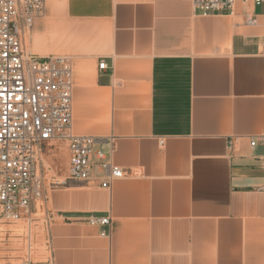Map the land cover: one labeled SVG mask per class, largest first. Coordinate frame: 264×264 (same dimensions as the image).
I'll list each match as a JSON object with an SVG mask.
<instances>
[{
  "label": "crops",
  "instance_id": "0c3cea01",
  "mask_svg": "<svg viewBox=\"0 0 264 264\" xmlns=\"http://www.w3.org/2000/svg\"><path fill=\"white\" fill-rule=\"evenodd\" d=\"M28 37L38 57L70 54L72 131L114 137L126 173L111 191L95 178L46 189L43 260L264 264V143L251 147L264 136V3L202 17L193 0H55Z\"/></svg>",
  "mask_w": 264,
  "mask_h": 264
},
{
  "label": "built area",
  "instance_id": "2783aa9c",
  "mask_svg": "<svg viewBox=\"0 0 264 264\" xmlns=\"http://www.w3.org/2000/svg\"><path fill=\"white\" fill-rule=\"evenodd\" d=\"M55 0H0V223L31 224L36 203L46 198L44 162L46 147L65 145L69 167L56 186L83 185L98 179L102 189L111 191L124 179L125 171L112 160L114 137L77 135L72 131L74 70L69 58L38 57L26 48L25 36L38 19L45 16L48 3ZM264 0H193L198 16L233 14L240 4L262 5ZM245 16V24L257 25ZM264 55V41L261 44ZM100 70H107L102 61ZM264 143L253 139L251 147ZM161 144H163L161 142ZM108 148V150L106 149ZM50 170V168L48 169ZM47 220V214L46 219ZM110 216H90L87 223L105 229ZM101 236L109 238L108 230ZM28 252L21 264H56L52 250L44 261Z\"/></svg>",
  "mask_w": 264,
  "mask_h": 264
},
{
  "label": "rangeland",
  "instance_id": "374dc122",
  "mask_svg": "<svg viewBox=\"0 0 264 264\" xmlns=\"http://www.w3.org/2000/svg\"><path fill=\"white\" fill-rule=\"evenodd\" d=\"M26 48L29 51L30 49V41L29 37L26 42ZM31 52V50L29 51ZM55 55V56H69L70 54L56 53L50 52L45 55ZM45 155L48 159L53 161L49 164L48 159L46 157L43 158L44 162V174L46 172V189L51 190L52 188H63L62 186H56L55 181H63L62 177H64L67 173L66 169V154L65 149L62 146H55L51 148L50 146L46 147ZM50 168V170H48ZM39 202V201H38ZM37 202V203H38ZM36 203V211L33 214L34 222L31 224V233L29 231V225L27 222H18L15 224H1L0 229L3 230L0 234V264H21L22 260L26 258L28 252V235L31 237L32 251L35 253L32 254V259L34 261H44L43 256L46 254V246H45V219H46V203L45 200H41L39 207ZM39 204V203H38ZM18 228L22 230V234L19 236L13 235L11 233V229ZM44 237V240H43ZM38 247V248H37ZM49 256V253L47 257Z\"/></svg>",
  "mask_w": 264,
  "mask_h": 264
},
{
  "label": "bare ground",
  "instance_id": "6f19581e",
  "mask_svg": "<svg viewBox=\"0 0 264 264\" xmlns=\"http://www.w3.org/2000/svg\"><path fill=\"white\" fill-rule=\"evenodd\" d=\"M29 51H30V49H29ZM44 168H45V167H44ZM44 178H45L46 181H48V180H47V177H46V172H45V174H44ZM40 202H41V200L38 202L39 204L37 203V205H38L39 207H41ZM2 231H3V230L0 229V234L2 233ZM10 231H11V233L14 232L13 235H15V236H19V235H21L22 232H23L22 230H20V229H18V228H13V229H11ZM37 248H38V247H37ZM32 249H33V248H32V244H31V257H32V254L35 253V251L33 252ZM22 261H23V260H22ZM22 261H21V262H22ZM39 262H40V261H39ZM6 264H11V263H6ZM17 264H19V263H17Z\"/></svg>",
  "mask_w": 264,
  "mask_h": 264
}]
</instances>
